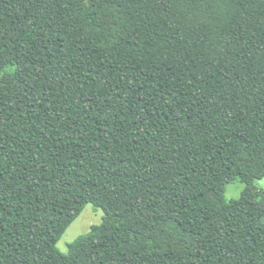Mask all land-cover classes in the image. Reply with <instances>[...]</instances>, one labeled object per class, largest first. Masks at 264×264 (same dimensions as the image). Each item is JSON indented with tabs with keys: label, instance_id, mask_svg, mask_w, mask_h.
Instances as JSON below:
<instances>
[{
	"label": "trees",
	"instance_id": "trees-1",
	"mask_svg": "<svg viewBox=\"0 0 264 264\" xmlns=\"http://www.w3.org/2000/svg\"><path fill=\"white\" fill-rule=\"evenodd\" d=\"M263 177L264 0H0V264H264Z\"/></svg>",
	"mask_w": 264,
	"mask_h": 264
},
{
	"label": "rangeland",
	"instance_id": "rangeland-1",
	"mask_svg": "<svg viewBox=\"0 0 264 264\" xmlns=\"http://www.w3.org/2000/svg\"><path fill=\"white\" fill-rule=\"evenodd\" d=\"M256 189L259 192L258 200L264 205V177L255 180ZM244 184L238 180H233L226 185L224 196L226 200L238 199L241 195ZM104 212L101 208L86 204L79 216L70 223L61 238L57 242L58 248L66 253L68 244L81 234L86 233L92 224L102 221Z\"/></svg>",
	"mask_w": 264,
	"mask_h": 264
}]
</instances>
